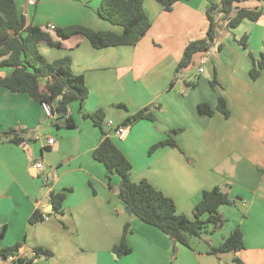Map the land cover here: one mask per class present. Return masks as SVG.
<instances>
[{"label": "crops", "instance_id": "crops-1", "mask_svg": "<svg viewBox=\"0 0 264 264\" xmlns=\"http://www.w3.org/2000/svg\"><path fill=\"white\" fill-rule=\"evenodd\" d=\"M14 1L28 23L51 34L50 24L121 31L97 15L101 0ZM218 1L180 0L164 11L155 0H144L152 22L134 46L97 49L80 33L58 37L62 47L40 43L47 61L69 56L72 71L88 88L81 104L70 103L67 115L73 127L56 126V116L46 118L39 101L0 85V132L22 129L27 139L23 144L0 139V249L18 244L24 252L37 247L51 252L22 264H237L236 256L243 264H264V68L255 79L249 74L251 57L259 59L264 53V0L239 2V8L260 10V17L232 28L221 22L209 49L196 53L188 67L175 74L184 47L206 36V6ZM243 34L247 47L237 42ZM201 60L205 68L199 73ZM10 71L0 67L1 75ZM184 79L197 84L187 88ZM219 96L226 100L228 117L216 109ZM201 102L213 109L211 115L197 111ZM156 103L160 110L155 121L129 125L124 138L110 134L132 165V181L147 180L189 218L204 189L226 186L236 198L219 206L225 219L219 231L213 234L208 227L202 236H190L189 246L125 211L116 192L118 175L108 178L104 165L92 156L100 129L82 116L101 109L103 127L109 131L108 120L122 124ZM170 130L178 147L165 145L149 153ZM38 159L41 170L34 167ZM42 172L50 177L49 186L43 184ZM62 191L66 195L56 212L50 194ZM37 209L44 219L32 223L29 218ZM127 222L130 252L117 254L113 247ZM235 228L242 232L243 249L209 251V244L218 246Z\"/></svg>", "mask_w": 264, "mask_h": 264}, {"label": "trees", "instance_id": "trees-1", "mask_svg": "<svg viewBox=\"0 0 264 264\" xmlns=\"http://www.w3.org/2000/svg\"><path fill=\"white\" fill-rule=\"evenodd\" d=\"M144 0H101L97 9V15L114 26L121 28L120 32L110 30H96L82 24H74L63 27H55L54 33L38 25L28 23L24 14L17 10L14 0H0V67H9V74H0V85L6 87L11 92H24L31 98L40 103L49 104L56 120L54 124L62 127H73L74 121L67 115L72 101H79L81 104L88 95L82 76L75 74L71 69L69 56L56 58L47 61L39 51L38 45L46 43L50 46L62 47L59 38H67L73 34L80 33L88 39L92 47L103 48L108 46H134L148 31L151 26V18L143 7ZM160 4L164 11H170L173 4L180 0H155ZM245 0H219L211 2L205 8L208 19L206 36L202 39L190 41L183 49L182 56L178 61L175 74H179L192 62L196 53L205 52L213 42L220 23H225L226 28L237 26L244 19L257 20L260 10L239 8L238 3ZM221 13L219 17L217 14ZM52 30V29H51ZM237 42L243 47H247V34H243ZM219 47H221L219 45ZM252 58V67L249 70L250 77L255 79L259 71L264 68V53L259 59ZM175 78V77H174ZM174 80L170 82L172 86ZM211 85L215 80L210 81ZM187 88L194 87L196 80H183ZM124 108L123 104H120ZM119 105V106H120ZM80 109H82L80 107ZM216 109L225 117L229 116V109L226 100L219 96ZM160 110V104H148L136 112L129 115L123 125H131L141 119L155 121V112ZM197 111L203 115H211L213 109L206 102L197 105ZM82 116L89 118L95 126H98L101 137L97 146L92 150L95 160L101 162L106 175L110 178L115 174L119 177L116 192L131 214L143 222L153 225L165 234L173 242H179L189 246L190 236L200 237L206 233L210 227V232H214L222 227L225 222L224 217L218 208L223 204H232L235 199L230 195L226 186H214L202 191L201 198L193 208V217L189 218L185 214L178 213L172 198L165 195L162 191L155 188L147 180L142 179L138 182L132 181L130 174L132 165L125 154L112 141L109 131L103 127L104 113L101 109L91 112H82ZM174 130L168 132V137L154 143L149 147L151 153L161 146L178 147L172 136ZM25 130L9 128L0 132V139L23 144ZM66 193H51L50 201L56 212L61 211L62 202ZM44 219L40 209L35 210L29 221L34 223ZM130 231L129 222L125 223L121 240L113 247L117 254L130 252L127 245L126 235ZM209 244V241H207ZM243 249L242 232L235 228L218 245L211 246V253L224 251H240ZM19 250V245L0 249V257L7 253ZM37 254L51 252L46 248H34ZM236 263L243 264L238 256Z\"/></svg>", "mask_w": 264, "mask_h": 264}, {"label": "built area", "instance_id": "built-area-1", "mask_svg": "<svg viewBox=\"0 0 264 264\" xmlns=\"http://www.w3.org/2000/svg\"><path fill=\"white\" fill-rule=\"evenodd\" d=\"M36 1L37 0H27V4H35ZM220 15H221V13H218L217 17H219ZM49 28L54 29L55 26L53 24H50ZM202 63L203 62L201 60L200 64L202 65ZM201 65L198 67L199 73L203 72V68L201 67ZM41 104H42V109H43V112H44V115L46 116V118L54 117L49 104H47L45 102L41 103ZM107 124L110 126L109 134H114L118 138H124L126 136V134L128 132L129 125L114 124L112 120H108ZM52 141H53V139L49 138L47 140V143L51 144ZM34 167L36 169L41 170L43 168L42 160H40V159L36 160L34 162ZM41 177H42L43 184L45 186H49L50 177L44 172H42ZM37 255L38 254L34 250L24 252L21 249H19V250L7 253L6 256H4L3 258L0 257V264H22L23 262H26V261L33 259Z\"/></svg>", "mask_w": 264, "mask_h": 264}, {"label": "rangeland", "instance_id": "rangeland-1", "mask_svg": "<svg viewBox=\"0 0 264 264\" xmlns=\"http://www.w3.org/2000/svg\"><path fill=\"white\" fill-rule=\"evenodd\" d=\"M208 57H210V56H207V57H206L205 62L209 63V65L211 66V62L209 61L210 59H209ZM209 65H208V66H209ZM201 66H202V68H205L204 63H202ZM210 66H209V67H210ZM206 67H207V66H206ZM217 231H219V229L216 230V231H214L213 234L216 233ZM213 234H211V235H213ZM211 235H210V236H211Z\"/></svg>", "mask_w": 264, "mask_h": 264}, {"label": "water", "instance_id": "water-1", "mask_svg": "<svg viewBox=\"0 0 264 264\" xmlns=\"http://www.w3.org/2000/svg\"><path fill=\"white\" fill-rule=\"evenodd\" d=\"M51 208H52V205H51ZM125 211H126L128 214L131 213V211H130V209H129L128 207H126ZM1 258H3V257H1Z\"/></svg>", "mask_w": 264, "mask_h": 264}]
</instances>
